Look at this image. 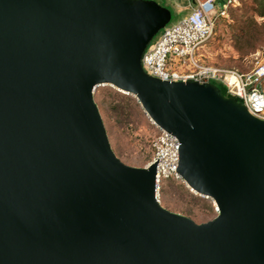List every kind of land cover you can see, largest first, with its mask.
<instances>
[{
	"label": "water",
	"instance_id": "obj_1",
	"mask_svg": "<svg viewBox=\"0 0 264 264\" xmlns=\"http://www.w3.org/2000/svg\"><path fill=\"white\" fill-rule=\"evenodd\" d=\"M169 19L154 0H0V264H264V119L142 69ZM103 85L177 138V173L212 219L165 208L156 163L116 156Z\"/></svg>",
	"mask_w": 264,
	"mask_h": 264
},
{
	"label": "rangeland",
	"instance_id": "obj_2",
	"mask_svg": "<svg viewBox=\"0 0 264 264\" xmlns=\"http://www.w3.org/2000/svg\"><path fill=\"white\" fill-rule=\"evenodd\" d=\"M154 1L169 10L170 19L167 24L183 17L189 11L191 3V0ZM159 33L160 31L151 43L158 38ZM196 54L206 64L241 72L250 70L258 61L264 62V19L253 12L250 0H234L227 15L217 21L214 33L198 47ZM114 91L119 92L109 85H103L94 93L111 148L123 163L145 167L152 160V141L157 130L136 98L122 92L119 93L129 95L131 99L129 116L123 122L118 121L107 103L101 102L104 95ZM108 99L107 96L106 100ZM188 191L197 195L189 189ZM198 197L199 200L192 199L181 189L180 183L174 182L161 189L160 204L201 223L212 219L216 211L210 199Z\"/></svg>",
	"mask_w": 264,
	"mask_h": 264
},
{
	"label": "built area",
	"instance_id": "obj_3",
	"mask_svg": "<svg viewBox=\"0 0 264 264\" xmlns=\"http://www.w3.org/2000/svg\"><path fill=\"white\" fill-rule=\"evenodd\" d=\"M233 1L191 0L189 11L177 22L166 24L158 38L150 42L142 55V69L162 80L191 79L199 83L221 84L229 96L244 104L249 113L264 119L263 61L241 72L203 63L196 54L198 47L214 33L217 21L227 15ZM150 122L157 130L152 141L151 162L156 163L155 196L160 203L162 185L167 179L183 183L177 173L179 143L171 133ZM214 209L217 212L215 205Z\"/></svg>",
	"mask_w": 264,
	"mask_h": 264
},
{
	"label": "trees",
	"instance_id": "obj_4",
	"mask_svg": "<svg viewBox=\"0 0 264 264\" xmlns=\"http://www.w3.org/2000/svg\"><path fill=\"white\" fill-rule=\"evenodd\" d=\"M251 4H252V10L253 12L260 18L264 19V0H250ZM220 91L225 94L228 95L226 92V89L224 86H222L221 84H215ZM105 97L102 99L101 102H106L108 108L114 112V114H116L117 120L120 122L125 121L124 119L126 117L129 116V102H130V96L129 95H125V94H121L119 92H108L106 95H104ZM109 97L108 100H106V97ZM180 183L181 185V189L184 190V192L188 195H190V197L192 199H197L199 200L198 195H193L192 193H190L188 191V189L186 187H184L180 181L175 180V179H167L164 184L162 185V189L164 185H167L169 183Z\"/></svg>",
	"mask_w": 264,
	"mask_h": 264
}]
</instances>
